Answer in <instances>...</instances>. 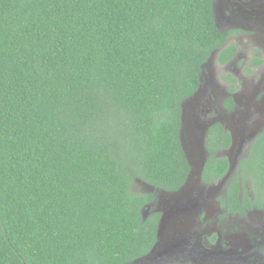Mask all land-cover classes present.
I'll list each match as a JSON object with an SVG mask.
<instances>
[{
	"label": "trees",
	"instance_id": "trees-1",
	"mask_svg": "<svg viewBox=\"0 0 264 264\" xmlns=\"http://www.w3.org/2000/svg\"><path fill=\"white\" fill-rule=\"evenodd\" d=\"M215 2L0 0V264H134L150 254L160 214L144 216L155 196L135 183L185 186L182 103L214 52L220 65L237 53ZM230 143L211 128L203 184L229 172L218 153ZM219 202L225 214L264 210V131Z\"/></svg>",
	"mask_w": 264,
	"mask_h": 264
},
{
	"label": "rangeland",
	"instance_id": "rangeland-1",
	"mask_svg": "<svg viewBox=\"0 0 264 264\" xmlns=\"http://www.w3.org/2000/svg\"><path fill=\"white\" fill-rule=\"evenodd\" d=\"M223 1L227 0H216L214 18L218 29L226 32L233 26L227 21L226 8L223 21L216 20V10ZM252 6L254 11L263 10V15L258 16L254 25L242 22L247 32L230 40L237 48L233 60L220 65L218 52H214L203 66L199 94L183 102L180 138L192 171L187 183L176 194L156 190L140 181L135 183L137 192L152 193L157 198L145 208L144 216L153 211L165 216L159 246L168 251L169 242L179 243L182 250L174 251L170 257L163 256L162 260L155 258L134 264H188L192 260L199 264L202 257H207L206 262L210 263L230 264L235 258H245L252 261L250 264H264V251H261L264 250V212L224 217L226 214L219 205V198L239 163L248 154L253 140L264 130V0H256ZM255 61L260 64L255 66ZM228 76L235 82H228ZM229 88L234 92V108L230 112L222 107ZM217 119L231 135L230 148L222 154L229 160L230 167L224 179L205 185L200 175L207 155L202 149L198 150L201 132L197 124L203 126ZM253 176L244 180L248 183L244 186L248 192ZM160 249H156L157 253Z\"/></svg>",
	"mask_w": 264,
	"mask_h": 264
},
{
	"label": "flooded vegetation",
	"instance_id": "flooded-vegetation-1",
	"mask_svg": "<svg viewBox=\"0 0 264 264\" xmlns=\"http://www.w3.org/2000/svg\"><path fill=\"white\" fill-rule=\"evenodd\" d=\"M256 0H227V1H223L221 2V4L218 6V9L216 10V20H219V22H222L223 21V13H224V9L226 8L227 12H226V17H227V21L233 25L232 26V29L236 31V34H238L236 37H233L231 39H236L238 37H241L242 35H244L246 32H247V29L245 28L244 24L242 22H245V23H251V25H254V23H257V20L260 15V17L263 15V10L260 11V10H256L254 11L253 10V6H252V3H254ZM215 5V4H214ZM229 15V16H228ZM257 17V18H256ZM232 29H229V30H232ZM227 30V31H229ZM230 39V40H231ZM229 40V43H231ZM228 80V79H227ZM199 82H201V79L199 78ZM229 82V81H228ZM235 82V81H234ZM232 83V82H231ZM201 84V83H200ZM199 84V87H198V90L196 91V93L190 97L189 99L191 98H195L197 96V94H199L200 90H201V86ZM229 90H232V88H229L228 91H227V96L226 98L223 100L222 102V107L224 110L226 111H231L233 108H234V99H233V93H229ZM188 100V99H187ZM186 101V100H185ZM229 101V103L227 104V102ZM198 104V103H197ZM183 105V103H182ZM183 111V110H182ZM206 113V110L203 111V114ZM183 114V112H182ZM204 116V115H203ZM182 122V121H181ZM216 124H219L222 126L224 132H227L229 135L230 133L224 128L223 124L220 123V120L217 119V120H214V121H211L207 124H204L203 126L200 125V124H197V128L199 129V131L201 132V140H200V147L198 150H203L204 152H206V155L208 156V152H207V149H206V140L208 138V134L211 130V128L216 125ZM182 126V125H181ZM182 128V127H181ZM264 131V130H263ZM262 131V132H263ZM260 134V133H259ZM230 138H231V135H230ZM181 140V138H180ZM182 143V142H181ZM231 144V143H230ZM183 146V145H182ZM230 148V147H229ZM184 149V147H183ZM228 150V149H227ZM227 150H223L221 151L220 153V156H223L222 154H224V152H226ZM185 152V151H184ZM186 154V153H185ZM207 156H206V159H207ZM187 157V155H186ZM188 159V158H187ZM206 159L204 160V163H203V167H204V164L206 162ZM189 162V161H188ZM229 162V160H228ZM190 164V163H189ZM191 166V165H190ZM230 166V165H229ZM203 167L201 168V172H202V169ZM193 170V169H192ZM192 172V171H191ZM190 172V174H191ZM190 177V175H189ZM188 177V179H189ZM188 181V180H187ZM187 183V182H186ZM180 191V190H179ZM178 191V192H179ZM177 192L175 193H169V194H176ZM156 199H154V202L147 205V207H149L150 205L154 204L156 202ZM220 205V204H219ZM221 207V205H220ZM145 210V209H144ZM143 210V211H144ZM223 210V209H222ZM252 211H259L260 212H264V210H257V209H253L249 212L246 213L245 216H247L249 213H251ZM153 212H156L158 214H160V221H159V225H158V232H157V242L154 246V248L152 249V251L150 252V254L147 256V257H144L138 261H146L148 259H155V258H161L160 260L163 259V256H167V257H170L173 253H175L174 251L176 250H179L180 249V245L178 246L179 243H176V244H170V242L167 244L169 245V250L166 251V250H163L160 246H159V243H160V237L162 235V229H163V222L165 221L164 218V214H162L161 212H158V211H153ZM224 212V211H223ZM233 216H238V217H245V216H240V215H232V214H226V216L224 217H233ZM146 217V216H145ZM257 222L259 223L260 220H257ZM258 229V228H257ZM170 230H173V228H171ZM256 230V229H255ZM264 240V237L262 236V241ZM190 244V243H189ZM157 248H161L160 249V253H157L158 251H156ZM182 250V249H180ZM261 251H264V250H261ZM153 255V256H152ZM191 255H188L187 257H190ZM200 260H202V263H199V264H219V263H210V262H206L207 261V257L205 258H200ZM237 260H242V263L243 264H250L252 261H246L245 258H235L234 259V262L233 263H230V264H242L241 262H238L237 263ZM157 262V261H156ZM188 264H195L192 260V262L188 263Z\"/></svg>",
	"mask_w": 264,
	"mask_h": 264
}]
</instances>
